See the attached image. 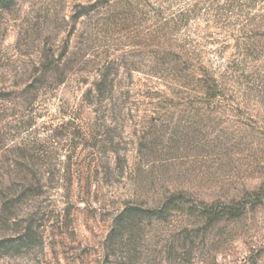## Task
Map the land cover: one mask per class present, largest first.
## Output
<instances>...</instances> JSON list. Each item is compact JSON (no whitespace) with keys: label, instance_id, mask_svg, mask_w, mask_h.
Listing matches in <instances>:
<instances>
[{"label":"rangeland","instance_id":"obj_1","mask_svg":"<svg viewBox=\"0 0 264 264\" xmlns=\"http://www.w3.org/2000/svg\"><path fill=\"white\" fill-rule=\"evenodd\" d=\"M0 264H264V0H0Z\"/></svg>","mask_w":264,"mask_h":264},{"label":"trees","instance_id":"obj_2","mask_svg":"<svg viewBox=\"0 0 264 264\" xmlns=\"http://www.w3.org/2000/svg\"><path fill=\"white\" fill-rule=\"evenodd\" d=\"M134 211H136L135 208L128 207L125 209V211L118 215L117 219L114 222V229L112 232L113 235H117L129 227L131 219L133 218V216H135V214L133 213ZM233 212L235 211L233 209H230L225 210L224 213L232 216L234 215Z\"/></svg>","mask_w":264,"mask_h":264}]
</instances>
